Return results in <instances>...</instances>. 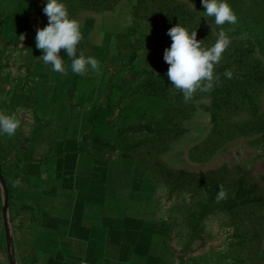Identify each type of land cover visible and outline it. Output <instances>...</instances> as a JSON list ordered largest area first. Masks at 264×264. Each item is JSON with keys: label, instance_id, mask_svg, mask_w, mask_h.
Instances as JSON below:
<instances>
[{"label": "rangeland", "instance_id": "374dc122", "mask_svg": "<svg viewBox=\"0 0 264 264\" xmlns=\"http://www.w3.org/2000/svg\"><path fill=\"white\" fill-rule=\"evenodd\" d=\"M90 1L86 9L79 8L80 0H60L66 5L70 18L80 22L83 40L81 46H77L78 55L83 51L85 57L93 56L100 64L99 73L111 76L108 82L113 84V95L123 113L130 110L139 115L145 111L144 114L153 118L167 114L172 118L170 131L166 134L172 140L167 149L154 152L152 157L140 154L139 159L158 160L171 170L184 168L211 173L226 177L228 181L246 177L250 183L259 184L263 200L243 209L234 220L226 213L217 212L197 223V218L192 219L190 215L194 205L197 211L201 192L197 197L189 190L168 194L165 182L153 173L154 182L158 184L152 197L155 214L169 216L172 240L184 248L185 264H264V131H256L257 123L260 125L264 121V79L251 83L249 92L253 100L244 98L245 103L240 109L229 105L220 110L216 122L212 117L214 103L210 92L197 91L188 103L184 102L182 93L180 96L171 94L167 100L140 95L136 85L144 77L143 70L155 64L159 51L157 38L163 40L164 51L172 44L167 33L179 24L178 19L169 21L175 14L188 21L189 26L185 28L198 32V40L203 41L204 47L215 43L220 27L215 25L214 17H205L202 0ZM46 3L47 0H37L21 44L12 41L0 48V113L15 114L20 121L15 135L23 133L27 151L35 149L32 140L35 121L50 115L49 111L43 110V104H36L31 86L43 81L51 93L55 84V71L38 59L43 53L36 47L35 40L37 30L48 24V17L43 12ZM227 3L238 23L223 25L231 43L219 65L225 66L232 61L233 47L238 45L244 51V60L252 63L264 77V0H227ZM65 51L61 49L60 52L64 55ZM134 51L139 56L132 64L129 57ZM34 59L37 62H33ZM162 68L167 73L169 65L164 59ZM88 71L97 74L90 66ZM231 81L235 80L223 79L228 84ZM18 84L25 89L24 94L22 90L17 91ZM243 87L244 84L239 88ZM240 92L234 88L230 98L234 99ZM242 129L249 132L234 135ZM138 164L141 163L138 161ZM238 219L240 222L234 224ZM237 226L249 237L242 246L234 239Z\"/></svg>", "mask_w": 264, "mask_h": 264}, {"label": "crops", "instance_id": "0c3cea01", "mask_svg": "<svg viewBox=\"0 0 264 264\" xmlns=\"http://www.w3.org/2000/svg\"><path fill=\"white\" fill-rule=\"evenodd\" d=\"M36 4L0 0V48L21 44L18 32ZM60 56L67 74L53 72L54 90L43 81L31 86L50 112L35 121V149L27 151L23 133L0 134V264H185L169 216L155 214L153 172L124 157L114 139L122 122L150 116L123 113L110 75L75 74L67 53Z\"/></svg>", "mask_w": 264, "mask_h": 264}, {"label": "trees", "instance_id": "16d2710c", "mask_svg": "<svg viewBox=\"0 0 264 264\" xmlns=\"http://www.w3.org/2000/svg\"><path fill=\"white\" fill-rule=\"evenodd\" d=\"M81 1L87 4V6H90L91 4L90 0ZM177 5L182 4L178 3ZM135 15H137L136 11ZM29 19L30 16L25 18V26L20 29L17 37L26 34ZM176 19H178V23L183 24L184 27L189 26L187 23L188 21L182 18L181 15L175 14L169 21ZM191 31L195 30L190 28V32ZM257 34L259 35L260 33ZM196 38L197 40L200 39L198 32ZM157 40L159 51L155 64L152 67L143 70L144 77L142 79V84L137 90L140 95L167 100L171 94L180 96V93L182 92L173 88L174 85L168 79L167 73H164L163 71L164 42L159 38H157ZM241 50L242 53L238 54ZM243 52V49L238 47V45L234 46L232 51L234 58L232 61L225 66L218 65L215 68V74H221L219 75L221 77L219 83L215 84L213 90L210 91L213 96L214 108L212 111V117L215 122L220 110L226 109L229 105H233L235 109H240L245 103L244 98L253 100L254 97L249 92L251 83L264 79L260 71L257 70L252 63H248L244 60ZM138 56V53L134 51L129 57V62L134 64V61ZM228 70L233 73L232 78L235 80L231 81L229 84L223 82V79H227L224 76V73ZM240 77L243 78L239 80ZM242 84L245 86L243 89H241L242 87L239 88ZM234 88L241 92L236 95L234 99H231L230 96L233 94ZM167 115L168 116L162 115L158 118L143 117L140 120L122 122L115 130L114 139L124 157L138 160L145 165L159 179L165 182L169 188V193L180 194L182 191L189 190L192 192V196L197 197V194L201 192L202 198L197 204V211L195 210L196 206L194 205L193 213L190 215L192 219L197 218V223H202V221H204L209 215L217 212L226 213L232 219L237 218L243 209L250 207L251 205L254 206L263 200L259 184L250 183L246 177H240L235 181H228L226 177L211 173L190 172L185 169L171 170L155 159H139L140 154L146 157H152L154 152H163L167 149L168 143L172 140L170 137L167 138L166 135L170 131V122L172 120L169 114ZM257 124L256 131H264V121L261 122L260 125L259 123ZM247 130L250 129L247 128ZM247 132L249 131H244V129H242V131H239L234 135L239 136ZM159 142L162 144V147L160 148H158ZM196 149L197 147H195L194 152ZM209 157H211V153L209 154ZM199 159H202V157ZM220 185H223L224 190L227 192V199L217 202L216 196ZM238 222H240V220L236 221L234 224L237 225ZM239 228L240 227L238 226L235 228L234 239L237 242L239 240V244L241 243L242 246V244L244 245L245 243L244 241L249 240V237L248 234L241 233Z\"/></svg>", "mask_w": 264, "mask_h": 264}, {"label": "clouds", "instance_id": "9594fccd", "mask_svg": "<svg viewBox=\"0 0 264 264\" xmlns=\"http://www.w3.org/2000/svg\"><path fill=\"white\" fill-rule=\"evenodd\" d=\"M206 9L205 17H214L215 25L220 27L218 37L211 47H204L203 41L197 40V31H189L179 24L168 30L172 39L170 48L165 49L163 59L169 65L167 76L174 89L182 92L185 103L190 102L197 91L210 92L214 85L220 81V76L215 74V68L222 60L224 52L229 47L231 40L223 29L226 23L236 25L238 18L227 0H202ZM43 12L48 17L46 27L37 30L36 47L42 50L41 59L45 65H51L52 70L67 74L64 59L60 56L61 49L66 50L68 59L71 60V71L84 75L91 70L99 73L100 64L93 56L85 57L83 51L79 52L77 46L83 36L80 22L70 18L67 7L60 0H47ZM231 30V29H230ZM24 37L21 35V40ZM23 46V45H22ZM233 73L225 71L224 76L232 78ZM20 127V121L15 114L0 113V132L9 137L14 136ZM13 187L20 184V180L12 182ZM227 199V192L223 185L219 186L216 201Z\"/></svg>", "mask_w": 264, "mask_h": 264}, {"label": "built area", "instance_id": "2783aa9c", "mask_svg": "<svg viewBox=\"0 0 264 264\" xmlns=\"http://www.w3.org/2000/svg\"><path fill=\"white\" fill-rule=\"evenodd\" d=\"M80 264H95V263H92V262H90V261H88V260H82V261L80 262Z\"/></svg>", "mask_w": 264, "mask_h": 264}, {"label": "water", "instance_id": "95a60500", "mask_svg": "<svg viewBox=\"0 0 264 264\" xmlns=\"http://www.w3.org/2000/svg\"><path fill=\"white\" fill-rule=\"evenodd\" d=\"M5 200H6V206H7V204H8V195H7V192H6V198H5Z\"/></svg>", "mask_w": 264, "mask_h": 264}]
</instances>
